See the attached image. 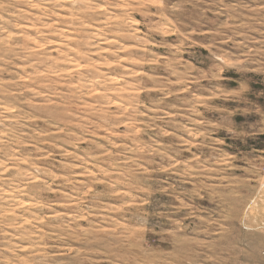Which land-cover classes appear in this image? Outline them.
I'll list each match as a JSON object with an SVG mask.
<instances>
[{
    "label": "rangeland",
    "instance_id": "1",
    "mask_svg": "<svg viewBox=\"0 0 264 264\" xmlns=\"http://www.w3.org/2000/svg\"><path fill=\"white\" fill-rule=\"evenodd\" d=\"M0 264H264V0H0Z\"/></svg>",
    "mask_w": 264,
    "mask_h": 264
}]
</instances>
